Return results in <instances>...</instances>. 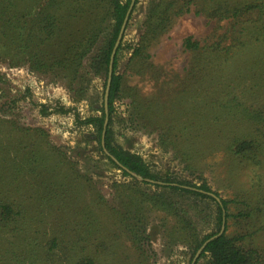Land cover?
<instances>
[{
	"label": "trees",
	"instance_id": "16d2710c",
	"mask_svg": "<svg viewBox=\"0 0 264 264\" xmlns=\"http://www.w3.org/2000/svg\"><path fill=\"white\" fill-rule=\"evenodd\" d=\"M165 1L152 0L149 3L145 34L133 51L130 66L138 63L145 66V69H153L152 62H148L147 46L150 39L158 40L172 25L174 18L190 12V5L195 8L198 6L196 0H171L163 4ZM130 2L131 0H126L125 3L121 0H0V63L10 68L26 66L30 72L44 75L52 81H62L76 96H83L86 92L84 87L89 74L103 76L106 90L110 56ZM180 2L182 6L177 8ZM222 4L224 6L218 19H230L231 31L224 34L223 42L205 47L192 37L185 38L182 46L191 54L192 59L188 77L182 80L175 75L172 83L178 84L176 89L181 93L193 92L198 97L211 76L214 83L222 78L220 75H224L226 71L222 66L227 59L240 53L247 55L252 50L253 60L248 63V74L241 70L242 65L237 69L242 72L239 76L241 83L246 85L237 86L236 81L220 79L218 87L222 89L223 101H216L218 106L214 104L204 117L203 112H194L192 123L182 124L180 131L182 138L190 129L195 138H199L197 134H204L209 130L215 138L221 139L210 143V149L224 145L230 158L243 163L248 161V164H244L248 170L247 193L240 200L229 201L212 192L205 180L197 185L190 181L160 178L151 172L140 156L112 145L110 126L114 103L123 92L124 85V77L117 74L120 44L113 64L108 113L105 111L103 96L100 110L102 115L90 117L85 123L96 128L99 144L108 153L109 162L124 177L135 179L130 183L113 184L117 199L116 206H111L110 210L106 208L105 200L91 180L79 175L78 180L84 182L92 192L91 200L80 211L76 208L79 206L78 199L70 200L68 197L70 188L54 191L45 186V197L41 198L43 202L37 205L39 193L32 190L35 183L26 169L31 162H35L33 158L37 156L30 160L28 155L22 153V146L28 149L24 145L27 138H7L9 141L0 143V253L9 262L14 264L13 261L18 262L19 258L13 248L15 244L9 246L3 239V235L7 233L25 234L23 243L29 249L22 250L19 257L22 262L27 260V264L104 262L95 247L94 239L86 241L80 247V238H73L72 234L67 237V242L64 240L60 243L54 230H51V235L38 234L35 239L27 232L37 224L43 229L45 216L54 219L56 212L57 222H60V215L65 211L67 218L70 217L65 221L69 223L64 226L68 232L77 227L78 220L80 227L96 230L97 238L101 233H108L107 240H112L109 245L128 241L129 245L126 247V244V248L122 249L131 254V258L125 255V260L130 259V264H133L132 260L136 264H149L155 258L149 232L156 228L155 225L150 227L151 223L149 225V214L154 212L163 214L159 220L160 228L165 234L168 247L184 245L194 256L208 242L199 258L209 255V264H264V247L257 244V237L264 234V2L239 0L233 6L224 0ZM199 11L198 8L197 13ZM86 60L89 61V71L85 70ZM216 73L220 74L219 78L213 76ZM155 79L152 78L160 92L172 90L166 77L158 76ZM6 83L0 72V92ZM247 94L249 98L245 100ZM134 108L138 112L137 119L142 117L144 110L149 113L143 119H149L156 131H167L163 135L174 132V129L171 130L173 123L158 120L160 110L153 100L143 108L139 105ZM60 111L67 112L64 109ZM40 113L48 115L46 106L42 105ZM106 116L108 125L103 138ZM186 160L193 166L198 159L188 155ZM45 161L46 159L41 160L42 170L45 169ZM21 165L24 166L20 167ZM151 187L156 189L151 190ZM208 201L215 205L213 223L216 230L212 234L201 236L192 213H205ZM231 204L237 205L236 214L230 212ZM93 206L101 211H94ZM104 212L110 216L113 224L110 228L99 230L97 225L102 221ZM170 218L173 222L171 228ZM211 219L212 212L209 211L207 221L210 222ZM230 219L237 220L236 223L241 227L239 235H227ZM223 224L225 231L218 236ZM15 247L18 248V245ZM106 248L104 255L109 256L107 259L118 262L110 257L113 256L112 252L108 251L107 246ZM26 253L31 255L22 259L21 256Z\"/></svg>",
	"mask_w": 264,
	"mask_h": 264
},
{
	"label": "rangeland",
	"instance_id": "374dc122",
	"mask_svg": "<svg viewBox=\"0 0 264 264\" xmlns=\"http://www.w3.org/2000/svg\"><path fill=\"white\" fill-rule=\"evenodd\" d=\"M121 1L122 3L126 2V0ZM151 1L138 0L130 16L121 49L117 55V74L124 77V85L123 92L114 103V114L110 126L111 143L124 151L140 156L151 172L160 178L190 181L197 185L205 180L212 192H216L221 198L229 201L240 200L248 189L246 181L248 170L244 165L248 164V161L243 163L236 158H230L224 145L210 149V143L221 139L215 138L209 130L204 134H197L199 138H195L191 129L182 138L180 131H182V124L192 123L195 118L193 117L195 116L194 112H203L204 117L214 107V104L218 106L216 101H223L222 89L218 87L220 79H227L229 82L236 81L237 86L239 84L246 85V83H241L239 76L242 74L241 70L248 74L249 69L247 68H250L248 63L253 60L252 50L247 55L240 53L230 60L227 59L226 63L223 61L225 64L222 67L226 68L225 74H214L215 78H219V75L222 76L215 83L212 82L211 76L205 84L206 88L204 85V89L200 90L198 97H195L193 92L181 93L176 89L178 84L175 85L172 81L175 75L180 76L182 80L188 77L192 60L191 54L183 49V40L192 37L203 47L223 42L224 34L231 31L232 23L230 19L221 21L218 19L224 6L222 4L224 0H196L197 8L190 5L191 11L174 18L172 25L158 40L150 39L147 52L148 62H152L153 69H145V66L138 63L130 66L129 61L133 51L145 34V23ZM169 1L171 0H166L163 4ZM225 1H229L233 6L239 2V0ZM258 1L264 2V0ZM180 6H182L181 2L177 8ZM198 8L200 11L197 13ZM88 63L89 61L86 60L85 70L87 71H89ZM239 66L242 67L241 70H237ZM0 72L7 82L2 86L0 92V143L9 141L7 138H27L24 145L28 149L22 146V153L28 155L30 160L37 156V158H33L35 162H31V165L26 167L35 183L32 190L39 193L36 204L43 202L41 198L45 197V186L54 191L70 188L68 197L70 200L78 199L79 206L76 208L80 211L91 200L92 192L84 182L78 180L80 179L79 175V177L85 176L91 180L100 192V196L105 200L108 210L111 209V206H116L117 198L112 188L113 184L130 183L135 178L124 177L122 172L109 162L108 155L99 144L96 128L94 125L85 123L90 117L102 115L100 110L106 91L103 76L89 74L84 87L86 92L83 96H76L64 82L52 81L44 75L30 72L26 66L10 68L0 63ZM158 76L166 77L165 80L171 84L170 92H160L159 88L154 85L152 78L156 80L155 78ZM160 88L162 89V87ZM194 89L193 87L192 90ZM248 98L247 94L245 100ZM152 100L155 102L156 108L159 107L160 110L158 120L164 119L173 123L171 130L174 129V132L163 135L167 131L162 132L160 129L156 131L149 123V119H143V117H148L149 113L146 110L142 117L137 119L138 112L134 107L139 105L140 108H143L147 102ZM42 105L48 109L47 116L40 113ZM61 109L67 112L62 113ZM188 155L198 159L196 165L191 166V163L187 162ZM43 159L46 161L45 169L42 170L40 166ZM22 166L24 165L20 167ZM24 175L26 176V172ZM155 189V187H151V190ZM249 194L251 193L249 192ZM207 203L208 205L205 206L208 207H206L205 213H192L201 236L212 234L216 230L213 223L215 205L210 201ZM236 208V204H231L230 212L236 214ZM93 210L101 211L94 206ZM209 211L212 212L210 222L207 221ZM194 215L198 216L194 217ZM67 216L68 214L63 211L60 215L62 218L60 222H57V212L54 219L45 216L43 229L37 224L27 232L33 236L32 239H35L34 237L38 234L48 233L51 235V230H54V235L60 243L64 240L67 242V237L72 234L73 238H80V247L86 241L94 239L95 247L99 250L100 257L104 259L101 264H128V262L130 264V259L125 260V255L131 258V254L122 249L126 244V247L129 245L128 241L109 245L112 240H107L108 233H101L97 238L96 230L90 231L80 227L78 220L77 227L72 232H68L64 227L69 223L65 222L70 219ZM103 216L102 221H99L97 225L99 230L110 228L113 224L107 213L104 212ZM162 217L163 214L157 212L149 214L150 227L156 226L154 230L149 231L151 234L150 244L155 253V258L149 264H191L196 254L193 256V252L188 247L184 245L168 247L165 234L160 228L159 220ZM236 222L237 220L234 219L229 220L227 235H239L242 231ZM172 223L170 218L169 228ZM31 235L28 236L31 237ZM24 236L25 234L15 235L12 233L3 235V239L9 246L11 244L18 245V248L13 246L19 258L18 262L13 261L14 264L28 263L27 260L22 262L19 257L22 250L29 249V246L23 243ZM47 238L51 239V236ZM257 244L264 247V234L257 237ZM106 246L108 251L112 252L113 256L110 257H114L118 262L110 258L107 259L109 256L104 255L107 251ZM30 255L26 253L21 257L27 259ZM209 259V255H205L199 258L196 264H209ZM132 261L133 264H136L134 260ZM0 264L13 263L0 253Z\"/></svg>",
	"mask_w": 264,
	"mask_h": 264
},
{
	"label": "water",
	"instance_id": "95a60500",
	"mask_svg": "<svg viewBox=\"0 0 264 264\" xmlns=\"http://www.w3.org/2000/svg\"><path fill=\"white\" fill-rule=\"evenodd\" d=\"M136 1L137 0H131L130 2V5H129V8L126 12V15H125V18L123 20V23L121 25V28H120V31L118 33V36H117V39H116V42L114 44V47H113V50H112V53H111V56H110V63H109V69H108V78H107V86H106V91H105V103H104V107H105V111H106V114L108 113V95H109V89H110V84H111V80H112V72H113V64H114V60H115V57H116V53H117V50L120 46V44L122 43V40H123V37H124V34H125V31H126V28H127V24L130 20V16L132 14V11L136 5ZM107 125H108V116H106V120H105V124H104V131H103V138L105 136V133H106V128H107ZM104 142V141H103ZM104 147V143L102 145ZM104 152L108 155V153L104 150ZM109 156V155H108ZM112 158V157H111ZM112 160L115 161L114 158H112ZM135 176V175H134ZM225 231V225L223 224L222 227H221V230L218 234V236L222 235ZM213 239V238H212ZM208 242H206L199 250L198 252L196 253L193 261L191 264H196L197 260L199 259L201 253L203 252L204 248H205V245L207 244Z\"/></svg>",
	"mask_w": 264,
	"mask_h": 264
}]
</instances>
